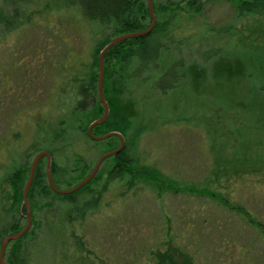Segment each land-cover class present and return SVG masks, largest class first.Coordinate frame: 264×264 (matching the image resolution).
<instances>
[{
    "label": "rangeland",
    "instance_id": "obj_1",
    "mask_svg": "<svg viewBox=\"0 0 264 264\" xmlns=\"http://www.w3.org/2000/svg\"><path fill=\"white\" fill-rule=\"evenodd\" d=\"M51 1L55 5L76 2ZM179 1L153 0L152 8L157 23L163 19L158 15L160 7L176 10L177 20L173 23L179 26L176 34L180 38L152 40L147 50L157 55L153 53L150 69L139 71L140 63L134 61L127 71L131 76L129 94L136 100L139 111L127 135L130 151L140 166L161 173L162 185L172 189L161 192L151 180L130 189L129 178L117 180L103 193L100 208L82 221L70 219L69 212L58 210L60 204L55 202L57 215H61L59 227L49 231L43 224L33 237L23 242L26 253L35 259L34 264H156L152 256L167 247L170 236H175L181 249L193 250L190 229L194 226L201 233L209 226L211 237L206 243L207 257L195 259L196 264H239L243 258L238 255L239 247H235L238 242L253 247L259 260L264 257L262 230L255 235L253 226L247 227L244 221V231L235 228L242 221L237 210L255 217L256 212L263 213L257 205L264 207V10L240 16L232 0H216L206 3L198 14L190 12L185 4L181 5L183 9L175 8L176 3L172 2ZM3 2L0 0V7ZM145 3L149 8V0ZM46 19L36 18L38 26L20 32L18 37L4 36L0 28V62L9 63L13 59L9 53L15 52L17 58L16 52L31 51L40 53L32 52L29 60L34 54L33 58L44 61L47 59L42 53L44 45L58 48L47 50L55 52L52 54L55 62L60 61L58 56L86 61L96 46L95 35L100 33L102 41L109 33L97 23H81L79 28L75 25L62 31L57 26L49 32L44 27L50 23ZM58 19H81V12L73 8L68 13L53 15L50 20ZM150 22L152 19L147 26ZM211 27L228 30L219 36L209 35ZM61 34L65 36V45ZM209 37L218 39L208 43ZM39 42L42 48L31 49ZM172 43L173 47L183 44L178 48L169 46L167 51L159 49ZM211 46H220L226 57L242 58L250 64L249 82H228L224 78L213 81L217 70L212 67L207 83L180 79L187 74L188 65L210 67L211 61H203L199 53H208ZM36 67L34 63L32 68L37 70ZM44 74L38 73L31 91L14 88L17 98L22 101L26 94L31 103L34 98L41 107L52 91ZM16 104L13 112L22 102ZM7 108V105L0 108V228H5L17 214L5 211L13 204L9 175L25 157L31 156L28 163H32L36 155L32 147L38 141L34 138V123L25 126L24 140L16 144L19 154L10 160L5 158L4 146L11 141V130L23 127L27 119L23 115L15 118L16 114L9 117ZM109 162L104 167L108 168ZM71 179L58 176L62 190L70 189L67 183H73ZM103 183L96 187L102 189ZM231 208L236 215L228 210ZM227 247H231L229 253Z\"/></svg>",
    "mask_w": 264,
    "mask_h": 264
},
{
    "label": "trees",
    "instance_id": "obj_2",
    "mask_svg": "<svg viewBox=\"0 0 264 264\" xmlns=\"http://www.w3.org/2000/svg\"><path fill=\"white\" fill-rule=\"evenodd\" d=\"M75 1L72 5L67 3L55 5L51 0H4V5L0 7V28L2 34L6 37L16 35L18 37L20 32L30 29V27L33 28L35 25L38 26L36 18L40 17L47 18L48 23L50 22L44 25L46 31L49 32H51L50 30L53 27L57 26L61 31L75 25L79 28L81 23H97L109 32L102 41L99 40L100 33L95 35L94 42L96 46L93 52H91V58L86 61L79 57H76L77 61H74V57L58 56L60 61L55 62L56 58L53 56L55 54L53 49L58 48H55L53 45L54 48L49 49L44 44L42 48L39 42L33 45L34 47H31V49L38 50L42 48L44 50H42V53L47 56V59L44 60L45 62L33 58L34 54L40 53V51L16 52L17 58L15 52L9 53L13 59L6 64L0 62V108H6L7 105L6 111L9 113V117L16 114L15 118H19L21 115L27 118L23 123V127L11 130V141L4 146L6 148L5 158L8 157L10 160L14 155L19 154V148L16 147V144L19 145L24 140L25 126H33L32 124L34 123V138H38V141H35L32 151L34 154L48 152L52 156V176L55 187L58 190L63 189L59 185L58 176L66 175L72 178L71 181L73 183L76 182V184L67 183L68 188L72 189L89 177L96 162L102 155L113 152V150L121 146L120 138L117 136L97 142L89 137L87 132L89 126L105 114L104 106L98 97L101 78L99 65L100 52L119 36L130 35V33H141V31L149 29L152 24L150 22L151 24L147 26L151 15L145 0ZM209 2H216V0H180L179 2L172 3H176L174 7L177 9H183L181 5L185 4L190 12L193 11L199 14L203 11L205 4ZM232 2L235 4L237 14L240 16L259 13L261 10H264V0H237L235 2L232 0ZM73 8L81 12V19L50 20L53 15H58L62 11L68 13ZM175 11H169V7L167 6L160 7L158 15L162 16L163 19L162 21H158L151 34L141 38H130V40L123 41L108 51L104 58L103 96L109 106L110 114L104 124L93 129L96 137L117 132L124 136L127 141V135L133 121L139 115L137 102L129 94L131 76L127 74V71L134 61L140 63L139 71L150 69V64H152L155 58L153 53L157 55L156 52L150 53L147 50L152 40L180 38L176 34L177 27L179 26L173 23L177 20V13ZM227 30L228 28L217 29L211 27L208 28V33L209 35L219 36L220 34H224V31L227 32ZM57 35L54 36L57 38ZM209 38H207L208 43L218 39ZM61 39L63 43L65 42V45L66 40L63 34H61ZM173 43L172 45L163 44V46H159V49L162 48V51H167L169 46L173 47ZM182 44L180 43L173 48H178ZM209 49L208 53L199 54L203 57V61H211L210 67L206 69L198 63H193L186 66L188 72L187 74H182L180 79H186L190 83L191 81L193 83H207L210 75L209 69L212 67L217 70L215 75L212 76L213 81H219L224 78L228 82L232 80L241 82L244 80L245 82L243 83L249 82L250 64L244 59L233 56L230 58L226 57L221 52L220 46L218 48H212L211 46ZM47 50L53 51L48 52ZM32 52L34 53L33 57L29 60L28 56ZM40 55L42 56V54ZM61 62L64 63L62 67ZM34 63L37 65V70L32 68ZM180 64L183 68H186L183 62H180ZM38 73H45L43 78L46 81H50L52 89L48 98H45L44 103H40L41 105L39 106L41 107L37 106V100L34 98V102L31 103L26 94H23L22 101H20L21 99L17 98L16 91L14 90V88H22L31 91L32 85L36 86L35 78H38ZM19 102H22L21 107L13 112L11 110L12 107L16 106V103ZM232 106H234V103L231 104ZM18 123L19 121L17 125ZM91 154H93V157L89 159ZM27 157H25L24 162L18 165L15 164L14 170L9 175L13 191V204L9 210L6 209L5 211L6 213L8 211H15L17 214L14 219L7 223L5 228L2 227L4 229L0 228V249L2 242L7 236L17 234L27 226L26 216L28 212L23 197L32 165V163H28L32 157ZM108 160H110V166L106 168L104 167V163ZM138 161L130 151V143L127 141L124 150L120 154L106 159L102 163V167L95 175L96 177L89 184L75 193L62 195L57 194L51 189L48 178L47 159H41L37 165L34 182L28 195L33 225L23 238L7 245L5 254L6 264H34L35 259L32 260L33 258L31 259V256L26 253L23 242L33 237L34 233L43 224L49 231L59 227L61 215H57L58 211L55 209V202L60 204L58 210L61 209L65 214L69 212L70 219H80L82 221L89 213L100 208L103 193L108 190L110 184L117 180L124 181L126 178H129L127 186L130 189L135 188L139 183H146L151 180L161 192H166L167 188L168 192H170L172 187H165L160 182L159 176H161V173H157L148 167L140 166ZM101 183H103L102 189L96 187L100 186ZM259 207L263 213L256 212L255 217L245 214L242 210L228 209L231 213L236 211L242 218L241 224H237L235 228L241 227L244 231L246 226L252 225L255 235L260 233V229L264 233V207L257 205V208ZM236 213L234 214L236 215ZM231 217L233 218V216ZM237 220L239 221L238 218ZM23 221L25 224L22 223ZM205 222L206 220L204 219L203 223ZM208 227L202 233L200 230L198 231L196 226L190 229V237L194 246L193 250L181 249L174 238L175 236H170L166 244L167 247L161 252L153 254V261L156 264H196L195 259L206 258V254L208 255L206 243L207 240L211 239ZM61 244L64 246L63 241H61ZM235 245V247H239L238 255L243 258L239 261V264H264V257L261 261L258 257L254 256L255 249L253 247L240 245V242ZM230 251L231 247H227L226 252L229 253Z\"/></svg>",
    "mask_w": 264,
    "mask_h": 264
},
{
    "label": "water",
    "instance_id": "obj_3",
    "mask_svg": "<svg viewBox=\"0 0 264 264\" xmlns=\"http://www.w3.org/2000/svg\"><path fill=\"white\" fill-rule=\"evenodd\" d=\"M153 0H149V8H150V15H151V19H152V24L149 27V29H147L146 31H141V33H130V35H123V36H119L118 38L112 40L110 42V44H108V46H106L101 52H100V57H99V65H100V84H99V94L98 97L100 98L104 109H105V114L103 115V117H101L99 120L93 122L89 128H88V135L89 137H91L93 140L97 141V142H101L104 140H107L109 138H111L112 136H117L120 138V142H121V146L116 149L113 150V152L107 153L102 155L101 158L98 159V161L95 164V167L93 168V170L91 171V174L89 175L88 178H86L85 180L81 181V183H79L78 185H76L75 187H73L70 190H58L55 187L54 184V178L52 176V156H50V154L48 152H39L35 155V159L32 162L31 165V172L29 175V180L26 184L25 187V192H24V197H23V201L24 204L26 206L27 209V226L21 231L18 232L17 234H12L6 237V239L2 242L1 244V250H0V264H5V254H6V250H7V245L10 244L13 241H17L18 239L23 238L28 231L32 228V212H31V206H30V202L28 201V195L30 192V188L34 182V176L37 170V165L39 163V161L43 158L47 159V167H48V178H49V184L51 189H53L57 194H62V195H70L71 193H75L79 190H81V188H83L84 186H86L87 184H89L96 176L97 172L100 170V168L102 167V163L109 158H112L113 156H116L118 154H120V152H122L126 146V141H125V137L122 136L120 133L117 132H112L111 134L105 135V136H101V137H96L94 135L93 129L97 126H100L101 124H104L107 121V118L109 117L110 114V109L109 106L103 96V81H104V58L107 55L108 51L119 45V43L123 42V41H127L130 40V38H141L144 36H147L149 34L152 33L153 29L156 27L157 24V18L155 16L154 13V8H152V2Z\"/></svg>",
    "mask_w": 264,
    "mask_h": 264
}]
</instances>
